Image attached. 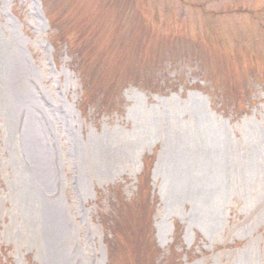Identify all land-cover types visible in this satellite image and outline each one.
<instances>
[{
	"label": "rangeland",
	"instance_id": "374dc122",
	"mask_svg": "<svg viewBox=\"0 0 264 264\" xmlns=\"http://www.w3.org/2000/svg\"><path fill=\"white\" fill-rule=\"evenodd\" d=\"M0 264H264V0H0Z\"/></svg>",
	"mask_w": 264,
	"mask_h": 264
},
{
	"label": "trees",
	"instance_id": "16d2710c",
	"mask_svg": "<svg viewBox=\"0 0 264 264\" xmlns=\"http://www.w3.org/2000/svg\"><path fill=\"white\" fill-rule=\"evenodd\" d=\"M89 95H90V90H86L85 91V97L86 98H89ZM90 99V98H89ZM92 99V98H91ZM85 105H86V103H85ZM82 106H83V104H82ZM146 176V179H147V176L148 175H145ZM144 197V199L141 201V202H137L136 204H140V207L142 206H147L146 205V203L144 202L145 200H148L150 203H152L153 201H151V196H150V193L149 192H139V201L141 200V198H143ZM126 205H122L121 207H120V209H123L124 207H125ZM147 217L149 218V220H150V217H151V213L150 212H148L147 213ZM178 229H179V227H178ZM112 248H113V251L115 250V248H114V246L112 245Z\"/></svg>",
	"mask_w": 264,
	"mask_h": 264
}]
</instances>
